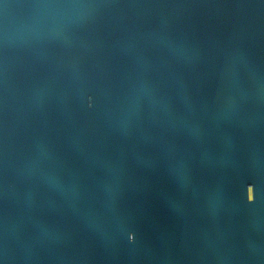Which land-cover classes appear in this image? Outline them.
Returning a JSON list of instances; mask_svg holds the SVG:
<instances>
[{"label":"water","instance_id":"95a60500","mask_svg":"<svg viewBox=\"0 0 264 264\" xmlns=\"http://www.w3.org/2000/svg\"><path fill=\"white\" fill-rule=\"evenodd\" d=\"M0 264H264V0H0Z\"/></svg>","mask_w":264,"mask_h":264},{"label":"clouds","instance_id":"9594fccd","mask_svg":"<svg viewBox=\"0 0 264 264\" xmlns=\"http://www.w3.org/2000/svg\"><path fill=\"white\" fill-rule=\"evenodd\" d=\"M89 106H91V98H89ZM130 239H131V237H130Z\"/></svg>","mask_w":264,"mask_h":264}]
</instances>
